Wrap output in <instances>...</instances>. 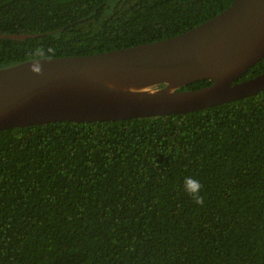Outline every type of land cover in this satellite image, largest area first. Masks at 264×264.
Returning a JSON list of instances; mask_svg holds the SVG:
<instances>
[{"label":"trees","instance_id":"trees-1","mask_svg":"<svg viewBox=\"0 0 264 264\" xmlns=\"http://www.w3.org/2000/svg\"><path fill=\"white\" fill-rule=\"evenodd\" d=\"M233 1L0 0V68L172 37ZM262 72L264 57L237 81ZM0 264H264V90L1 129Z\"/></svg>","mask_w":264,"mask_h":264},{"label":"water","instance_id":"water-1","mask_svg":"<svg viewBox=\"0 0 264 264\" xmlns=\"http://www.w3.org/2000/svg\"><path fill=\"white\" fill-rule=\"evenodd\" d=\"M223 32L235 38L210 66L199 56ZM264 57V0H234L197 26L172 37L85 55L39 58L0 68V130L56 121H103L184 114L264 90V72L237 81ZM113 77L145 90L112 86ZM211 84L180 89L193 81ZM171 84L176 88L167 91Z\"/></svg>","mask_w":264,"mask_h":264},{"label":"bare ground","instance_id":"bare-ground-1","mask_svg":"<svg viewBox=\"0 0 264 264\" xmlns=\"http://www.w3.org/2000/svg\"><path fill=\"white\" fill-rule=\"evenodd\" d=\"M234 32H223L214 39L206 42L199 50V56L210 66H215L221 58L225 55L228 48L232 44L235 38ZM95 77L103 80L104 82L119 88L124 89H135V90H145L148 92H153V85H143L138 82L126 81L123 79L113 78V77H101L95 75ZM176 85L171 84L167 87V91L173 90Z\"/></svg>","mask_w":264,"mask_h":264},{"label":"clouds","instance_id":"clouds-1","mask_svg":"<svg viewBox=\"0 0 264 264\" xmlns=\"http://www.w3.org/2000/svg\"><path fill=\"white\" fill-rule=\"evenodd\" d=\"M185 190L189 193L194 194L196 202L202 203V198L198 195L200 190V185L198 181H194L191 178H186L184 182Z\"/></svg>","mask_w":264,"mask_h":264},{"label":"rangeland","instance_id":"rangeland-1","mask_svg":"<svg viewBox=\"0 0 264 264\" xmlns=\"http://www.w3.org/2000/svg\"><path fill=\"white\" fill-rule=\"evenodd\" d=\"M165 85V84H164ZM164 85H156L154 88H156V89H158V88H160V87H163ZM155 90V89H154Z\"/></svg>","mask_w":264,"mask_h":264}]
</instances>
